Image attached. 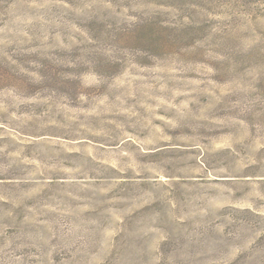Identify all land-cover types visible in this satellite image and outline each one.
Returning a JSON list of instances; mask_svg holds the SVG:
<instances>
[{
  "label": "rangeland",
  "instance_id": "374dc122",
  "mask_svg": "<svg viewBox=\"0 0 264 264\" xmlns=\"http://www.w3.org/2000/svg\"><path fill=\"white\" fill-rule=\"evenodd\" d=\"M0 264H264V0H0Z\"/></svg>",
  "mask_w": 264,
  "mask_h": 264
}]
</instances>
